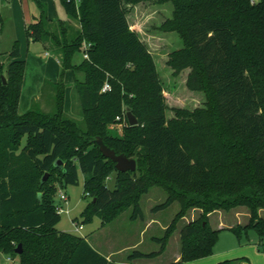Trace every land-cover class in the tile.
I'll use <instances>...</instances> for the list:
<instances>
[{
	"label": "trees",
	"instance_id": "trees-1",
	"mask_svg": "<svg viewBox=\"0 0 264 264\" xmlns=\"http://www.w3.org/2000/svg\"><path fill=\"white\" fill-rule=\"evenodd\" d=\"M143 1L172 4L171 17L160 28L177 32L182 47L170 52L166 62L172 76L189 70L186 87L204 93L203 106L174 107V116L167 117L157 63L128 21V5ZM60 2L66 20L49 19L45 5L37 1L40 14L25 33L58 57L62 74L72 71L82 119L63 113L61 78L52 83L53 111L33 106L20 114L25 60L17 40L10 52L0 50V253L17 258L19 264H122L108 260L87 239L56 227L60 213L53 203L52 174L59 173L62 185L78 184L79 172L90 197L80 214L83 223L95 216L110 224L129 207L132 218L143 219L140 199L152 187L166 192L154 212L179 203L163 237L155 238L158 252L134 249L128 263L161 253L180 218L193 208L200 210L199 216L179 233L183 262L211 255L218 229L208 225L207 215L217 209L246 207L248 222L228 228L238 236L241 229L251 228L261 243L264 0ZM3 23L0 14V30ZM84 44L88 57L75 63ZM105 83L109 90L102 92ZM127 109L137 123L126 125L119 135L110 125ZM97 137L116 154L134 158L135 170H116L101 154ZM114 172L113 186L108 187ZM19 244L22 250L16 254Z\"/></svg>",
	"mask_w": 264,
	"mask_h": 264
},
{
	"label": "rangeland",
	"instance_id": "rangeland-1",
	"mask_svg": "<svg viewBox=\"0 0 264 264\" xmlns=\"http://www.w3.org/2000/svg\"><path fill=\"white\" fill-rule=\"evenodd\" d=\"M38 0H0V12L4 22L3 29L0 33V50L10 52L15 40H18L23 55H26L28 47V59L32 57L42 58L44 54L43 46L40 42L29 41L24 34V27L29 26L33 16L39 14ZM41 1V0H40ZM44 1V0H43ZM77 1V0H76ZM48 16L53 20H66L67 14L65 7L60 0H49ZM171 3L159 4L149 1H143L135 5H128V21L133 30L139 33L142 40L146 43L153 55L157 70L163 80V94L166 97L168 106L167 117L174 116L173 108L181 107L184 109H193L203 106L205 102L204 93L188 90L186 87V75L189 70H183L177 75L172 76V69L167 65L168 54L181 46L182 42L177 32L162 31L160 25L162 22L171 17ZM83 58V52L79 51L75 56L74 62L78 63ZM65 83L73 82L72 71L67 69L59 72L58 79ZM66 86V85H65ZM49 87V86H48ZM45 87L44 89H48ZM72 89V90H71ZM43 91V96L48 95ZM69 94L66 97L73 99L72 112L78 116L81 121L80 102L73 84L67 89ZM41 96V95H40ZM43 96L41 98H43ZM45 99V98H44ZM47 100V98H46ZM50 104L49 111L54 109V97L47 100ZM34 107L38 108L34 102ZM32 106V107H33ZM68 117L71 115L65 113ZM128 125L125 113L120 115V119H115L110 125L111 130L119 135L123 134L124 127ZM78 184H65L59 173H53L51 184L55 187L53 203L58 202V192L64 191L68 195L67 212H60V221L57 229L60 231L71 232L89 241L99 250L113 253L114 260L126 262L127 257L132 250L136 249L141 252H158L160 243L155 238H162L165 228L172 221L174 215L178 212L179 203L162 210L154 212L152 208L161 204L166 198V192L162 188L152 187L146 195L140 199V205L143 210V219L132 218V208H127L118 214L113 222L103 225L99 218L93 217L88 222H81L80 214L90 197L83 191V175L78 173ZM115 172L112 173L111 180L106 182L108 187H112L115 179ZM200 210L193 208L189 210L176 224V228L167 240L161 253L148 259L136 258L138 264H216L217 262L232 260L231 264H264V240L259 243L258 234L251 228L241 229L238 236L230 228L231 226H241L248 222V211L246 207H234L230 209H217L209 212L207 223L214 229H218V237L212 246L210 256L195 259L191 262H183L181 259V238L180 229L187 223L197 219ZM264 216V211H260ZM78 218L82 229L76 231L75 220ZM206 221H203V225ZM91 234V235H90ZM91 236V237H89ZM0 264H19L18 260H9L8 256L0 254Z\"/></svg>",
	"mask_w": 264,
	"mask_h": 264
},
{
	"label": "crops",
	"instance_id": "crops-1",
	"mask_svg": "<svg viewBox=\"0 0 264 264\" xmlns=\"http://www.w3.org/2000/svg\"><path fill=\"white\" fill-rule=\"evenodd\" d=\"M38 1L45 5L46 14H47V17L49 18V16H48V9H49L48 4L49 3H47V2H49V0H44V1L38 0ZM0 14H1V12H0ZM39 14H40V7H39ZM37 16H33L32 22L35 20V18ZM1 17H2V15H1ZM49 19H51V18H49ZM51 20H53V19H51ZM53 21H55V20H53ZM3 25H4V23H3ZM27 27L25 26L24 30H26ZM130 28H131V26H130ZM2 29H3V27H2ZM2 29L0 30V33H1ZM24 34L26 35L25 32H24ZM29 41L37 43V41H34L32 39H29ZM43 50H44V54H43L42 58H38L35 56V57H32V59H28V56H29L28 47H26V55L24 56L23 55L24 52L22 51L21 46H19V51H21V57L25 60V71H24V76H23V80H22L23 85H22L21 94L19 97L20 100H19V104H18V112L20 114L31 109L32 106L34 105V102H35V104L38 105L37 106L38 109H40L44 112H46V110H48L50 107V104H47V100H49V99L52 100V98H53L54 90L52 87V83L57 82L58 75H59V72L61 70V66H60V63L58 61V57L54 53H52L50 50H45L44 48H43ZM72 81H73V79H72ZM73 82L65 83V81H64L66 86H65V91H64L63 113H67L77 120V119H79V117L75 116V114H73V112H72L73 99H72V97L70 99L71 94L68 95L69 100L66 97V95L69 94L67 89L69 88V85L73 84ZM45 87H48V89L47 90L44 89ZM45 90L49 94L48 95L46 94L43 96V91H45ZM42 96H43V98H41ZM46 98H47V100H46ZM89 237H91V236H89ZM87 240L89 241L88 238H87ZM91 245L98 252L103 253L107 257L108 260H111V259L114 260L112 258L113 253H111L109 251L108 252L101 251L98 248H96L92 243H91ZM0 254H2V253H0ZM2 255H4V254H2ZM16 259L17 258H12V260H16ZM120 262L122 264H124L123 261H120ZM132 262H133L132 264H138V263H136L137 260H132Z\"/></svg>",
	"mask_w": 264,
	"mask_h": 264
},
{
	"label": "water",
	"instance_id": "water-1",
	"mask_svg": "<svg viewBox=\"0 0 264 264\" xmlns=\"http://www.w3.org/2000/svg\"><path fill=\"white\" fill-rule=\"evenodd\" d=\"M2 80L5 81L4 77H2ZM127 121L129 125H134L137 123V119L135 115L127 109ZM95 143L98 144L99 150L101 154L105 157L110 159L112 162L115 163L116 170L120 172H129L134 171L136 168V160L134 158H127L123 154H116V152L112 149H110L105 143H103L102 139L100 137H97L95 139ZM62 163L61 160L57 159L56 164L60 165ZM49 178L47 173H44L42 177V181H46ZM39 196V195H38ZM22 250L21 245L19 244L15 248V253L19 254Z\"/></svg>",
	"mask_w": 264,
	"mask_h": 264
},
{
	"label": "built area",
	"instance_id": "built-area-1",
	"mask_svg": "<svg viewBox=\"0 0 264 264\" xmlns=\"http://www.w3.org/2000/svg\"><path fill=\"white\" fill-rule=\"evenodd\" d=\"M252 1H257V0H252ZM87 46L86 44H84V51H83V57L87 58L88 57V54H87ZM106 90H109V85L107 83H105L101 89L102 92L106 91ZM116 119H120V116L117 115L116 116ZM58 202L55 203V207L56 209L58 210V212H67L68 213V207H67V200H68V195L64 192V191H59L58 192ZM75 229L76 231H80L82 229V226L80 225L79 222L75 221ZM8 259L11 260V257L8 256Z\"/></svg>",
	"mask_w": 264,
	"mask_h": 264
}]
</instances>
